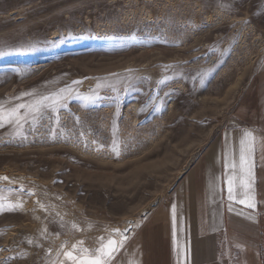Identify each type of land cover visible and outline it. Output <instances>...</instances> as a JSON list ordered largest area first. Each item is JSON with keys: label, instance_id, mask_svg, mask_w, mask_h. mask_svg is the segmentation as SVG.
I'll return each mask as SVG.
<instances>
[{"label": "rangeland", "instance_id": "1", "mask_svg": "<svg viewBox=\"0 0 264 264\" xmlns=\"http://www.w3.org/2000/svg\"><path fill=\"white\" fill-rule=\"evenodd\" d=\"M0 52L5 110L71 91L0 128V205L18 206L0 264H70L141 224L229 122L264 65V0H0Z\"/></svg>", "mask_w": 264, "mask_h": 264}, {"label": "crops", "instance_id": "2", "mask_svg": "<svg viewBox=\"0 0 264 264\" xmlns=\"http://www.w3.org/2000/svg\"><path fill=\"white\" fill-rule=\"evenodd\" d=\"M256 137L255 209L238 186L228 200L227 178L239 176L225 153L238 161L245 130ZM239 181L237 179V185ZM231 209V210H229ZM112 264H264V65L248 82L229 122L177 181L168 197L145 217Z\"/></svg>", "mask_w": 264, "mask_h": 264}, {"label": "snow or ice", "instance_id": "3", "mask_svg": "<svg viewBox=\"0 0 264 264\" xmlns=\"http://www.w3.org/2000/svg\"><path fill=\"white\" fill-rule=\"evenodd\" d=\"M33 50V46L29 45L27 47H21L14 49L15 52L19 54H27ZM0 55H4L0 52ZM171 67V66H168ZM79 83V82H74ZM22 95H34L32 93H24ZM71 95V91L67 88L59 90V92L50 95L39 96L33 100L32 103H21L13 108L5 110L2 105H0V128L5 126V122L8 124H15L18 128L21 127V122H27L29 117H32L33 123H35L38 116H42L45 110H53L59 112L61 107L65 106V100ZM99 99L98 94H92L81 97L84 103H95ZM23 109L24 112L21 113L20 110ZM78 120V118H77ZM256 137L251 129L245 130L239 140V157L238 161L234 158H230L228 152L225 153V159L231 162L226 164V166L231 167L233 173L239 170V176L236 175L229 176L227 178V192L228 200L232 201L234 199V191L238 186L243 189V195L246 199L240 200V203L246 204L250 209H255L256 203L253 196V182H254V151H255ZM117 155L119 154L117 148H113ZM0 179H7L3 177ZM237 179L239 181L237 185ZM32 193H29L31 195ZM18 206H13L12 208L5 209L3 205H0V212L5 210L15 211ZM231 210V209H229ZM77 226L74 224L73 228ZM131 230V225L128 229L123 230V232L116 228L108 232V235L101 236L97 240V246L94 249H88L84 247L77 248V244L71 245V250H64L63 257L70 262V264H112V261L116 254L124 247L127 241V233ZM107 231V230H106ZM83 244L82 241L78 242ZM74 252H78V255H74ZM64 264V261H61Z\"/></svg>", "mask_w": 264, "mask_h": 264}, {"label": "bare ground", "instance_id": "4", "mask_svg": "<svg viewBox=\"0 0 264 264\" xmlns=\"http://www.w3.org/2000/svg\"><path fill=\"white\" fill-rule=\"evenodd\" d=\"M151 207H152V205H151L150 207H148V209L146 210V212L144 213V215H146V214L149 213V211L151 210ZM140 222H141V219H138V218H137V219L130 220V221L127 223V226H125V228H124L123 230L128 229L129 226L131 225V230H130V231H132V229H133L134 227L138 226V225L140 224ZM130 231H129V232H130Z\"/></svg>", "mask_w": 264, "mask_h": 264}]
</instances>
